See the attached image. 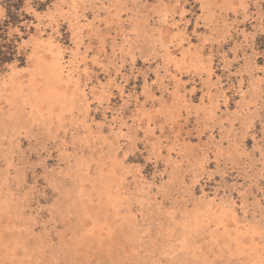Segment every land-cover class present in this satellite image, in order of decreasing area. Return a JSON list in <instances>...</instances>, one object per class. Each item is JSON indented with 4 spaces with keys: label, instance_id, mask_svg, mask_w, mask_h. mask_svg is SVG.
I'll return each instance as SVG.
<instances>
[{
    "label": "rangeland",
    "instance_id": "1",
    "mask_svg": "<svg viewBox=\"0 0 264 264\" xmlns=\"http://www.w3.org/2000/svg\"><path fill=\"white\" fill-rule=\"evenodd\" d=\"M20 12L0 264H264V0Z\"/></svg>",
    "mask_w": 264,
    "mask_h": 264
},
{
    "label": "trees",
    "instance_id": "2",
    "mask_svg": "<svg viewBox=\"0 0 264 264\" xmlns=\"http://www.w3.org/2000/svg\"><path fill=\"white\" fill-rule=\"evenodd\" d=\"M24 0H7L8 15L0 22V71H5L8 65L17 63L24 66L27 61L25 53L19 50V37L9 35V27L21 22V17L29 18L25 12H20ZM21 26V25H19ZM23 28V26H21Z\"/></svg>",
    "mask_w": 264,
    "mask_h": 264
}]
</instances>
